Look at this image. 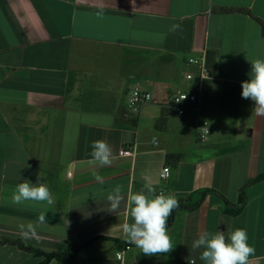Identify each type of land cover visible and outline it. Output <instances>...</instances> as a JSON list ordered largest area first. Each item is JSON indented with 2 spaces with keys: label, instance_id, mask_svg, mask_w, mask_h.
<instances>
[{
  "label": "crops",
  "instance_id": "0c3cea01",
  "mask_svg": "<svg viewBox=\"0 0 264 264\" xmlns=\"http://www.w3.org/2000/svg\"><path fill=\"white\" fill-rule=\"evenodd\" d=\"M263 24L264 0H0V264L42 261L13 241L46 253L93 241L75 259L49 264H204L192 247L198 234L237 227L255 248L251 264H264V178L244 188L238 214L218 195L237 204L242 187L264 175V117L241 96L250 61L264 59ZM208 51L217 54V75L179 116L172 94L197 86L186 79L196 73L187 60ZM180 62L188 66L182 76ZM132 84L157 96L138 118L129 109ZM95 140L111 146L110 165L92 159ZM130 146L133 156H122ZM39 175L55 205L12 204L16 185ZM145 183L199 207L178 210L168 225L170 253L145 256L131 245L119 260L126 200L113 213L107 196L121 185L126 198ZM206 189L216 192L202 199ZM41 214L36 236L23 239L19 225Z\"/></svg>",
  "mask_w": 264,
  "mask_h": 264
},
{
  "label": "clouds",
  "instance_id": "9594fccd",
  "mask_svg": "<svg viewBox=\"0 0 264 264\" xmlns=\"http://www.w3.org/2000/svg\"><path fill=\"white\" fill-rule=\"evenodd\" d=\"M250 63L249 79L241 83V96L254 102L252 113L264 117V59L257 58ZM91 148V157L100 167L112 163V148L105 140L93 141ZM94 175L98 181L103 182L99 174ZM40 177L41 175L37 177L36 183L23 179V182L17 184L12 193V204L21 205L32 201L55 205L49 187L40 181ZM177 196L178 194H165L163 191L157 193L151 183H145L138 191L129 189L126 198L122 186L116 185L109 192L107 200L110 203L109 212L113 213L126 200L125 215L129 219L122 225L125 239L139 248L145 256H152L168 254L174 249L167 228L169 217L180 205ZM45 220L46 214H41L36 224L29 222L19 225L21 237L27 239L36 236V228ZM248 241L249 236L244 228L237 227L228 232L204 230L193 241L192 247L202 249L200 260L204 264H251L250 257L254 256L255 248Z\"/></svg>",
  "mask_w": 264,
  "mask_h": 264
},
{
  "label": "built area",
  "instance_id": "2783aa9c",
  "mask_svg": "<svg viewBox=\"0 0 264 264\" xmlns=\"http://www.w3.org/2000/svg\"><path fill=\"white\" fill-rule=\"evenodd\" d=\"M187 63L195 67L196 73H187L186 79L189 81H194L195 79H197V86L193 92L177 90L172 94L170 106L179 116L185 115L186 112L190 109H195L193 105H197L199 103L202 94V83L211 76L208 69L206 54L198 57L192 56L187 60ZM151 101L152 95L150 92L140 87H136L131 91L129 99V109L133 113L139 114L142 108ZM211 132L212 130L209 121H204L201 126L200 137L204 140H207L211 136ZM120 154L122 156H133L134 151L130 146L121 150ZM170 175V167H163L161 171V178L166 180L170 177ZM130 249L131 246L125 245L123 249L117 252V258L119 260H123L125 252ZM191 262L194 261H190L187 264H191Z\"/></svg>",
  "mask_w": 264,
  "mask_h": 264
},
{
  "label": "trees",
  "instance_id": "16d2710c",
  "mask_svg": "<svg viewBox=\"0 0 264 264\" xmlns=\"http://www.w3.org/2000/svg\"><path fill=\"white\" fill-rule=\"evenodd\" d=\"M225 12H232L231 10H225ZM263 35H264V24H263ZM206 57H207V64H208V69H209V73L211 76H216L217 75V70H218V59H217V54L214 51H208L206 53ZM169 159H176L179 160L181 158L180 154H172L169 155L168 157ZM264 178V175H260L259 177H257L256 179L250 180L246 183V185L244 187H242L241 191H240V200L237 204L232 203L231 201H229L228 199H226L223 195L218 194L222 200L225 202L226 205V212L232 215L238 214L245 206L246 204V195L244 193V188H246V186L259 181L260 179ZM210 192H216L215 190L212 189H206L203 191H200L199 194L202 195V199H204L207 194H209ZM201 199V200H202ZM200 202L195 205V207H186L183 204H180L179 207L177 209H175L172 213V215L169 217L168 219V225L172 224V222L174 221L177 211L180 209H184V208H198L199 207ZM104 239H109V240H113V241H117L115 239H111V238H104ZM93 241H90L88 243H85L83 245H80L76 248H74L73 250L70 251H59V252H52V253H46L37 249H34L31 246H27L25 245L23 242L21 241H13L12 243L17 245L18 247L27 250L30 253L35 254L38 257L43 258L42 261L39 264H49L52 260H57L61 263H65L68 262L70 260L75 259L78 254L82 251L83 248H85L86 246H89ZM125 245H129L131 246L132 244L130 243H126ZM124 246L122 247V249L124 248Z\"/></svg>",
  "mask_w": 264,
  "mask_h": 264
},
{
  "label": "rangeland",
  "instance_id": "374dc122",
  "mask_svg": "<svg viewBox=\"0 0 264 264\" xmlns=\"http://www.w3.org/2000/svg\"><path fill=\"white\" fill-rule=\"evenodd\" d=\"M149 61V60H148ZM147 64H149V63H146V65ZM144 65H142L141 67H143ZM193 68V67H192ZM137 69H139V68H137ZM137 69H135V72H137ZM187 69H188V66L186 65V66H184L181 62H180V64H179V75H184L185 73H186V71H187ZM192 70H194V69H192ZM130 88H131V91L134 89V88H136V85H134V84H132V85H130ZM141 88V87H140ZM186 88V87H185ZM176 89V88H175ZM155 97H157V96H155ZM155 97L153 96V98H152V101L155 99ZM130 113H131V116L132 117H134V118H138V115L139 114H137V113H133L131 110H130Z\"/></svg>",
  "mask_w": 264,
  "mask_h": 264
}]
</instances>
